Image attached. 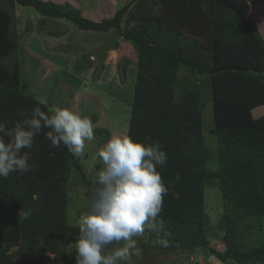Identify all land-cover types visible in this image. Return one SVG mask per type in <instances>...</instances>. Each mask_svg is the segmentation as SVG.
Masks as SVG:
<instances>
[{"label":"trees","instance_id":"1","mask_svg":"<svg viewBox=\"0 0 264 264\" xmlns=\"http://www.w3.org/2000/svg\"><path fill=\"white\" fill-rule=\"evenodd\" d=\"M262 3L129 0L113 16L95 20L49 0H0V122L12 128L21 112L53 109L28 91L23 77L16 55V4L83 30H117L111 48L118 49L123 40L137 54L128 134L158 141L168 155L166 164L158 166L169 188L160 213L165 230L145 229L138 237L141 245L187 258L203 251L219 264H264V243L251 246L245 237L255 221L264 219V116L253 114L264 105V28L252 18V8ZM10 55H16L15 62L8 60ZM86 63L89 67L92 60ZM130 63L119 64L123 73ZM209 99L215 110V157L203 132L202 112ZM110 138L105 130L101 142ZM50 143L43 133L36 136L33 147L23 150L30 152L31 170L0 177V264H70L68 245L79 236L68 218L70 187L76 177L99 185L88 177L83 157ZM214 162L216 167L209 166ZM206 185L221 191L220 247L209 235L213 225ZM162 239L167 246L158 243Z\"/></svg>","mask_w":264,"mask_h":264},{"label":"rangeland","instance_id":"2","mask_svg":"<svg viewBox=\"0 0 264 264\" xmlns=\"http://www.w3.org/2000/svg\"><path fill=\"white\" fill-rule=\"evenodd\" d=\"M49 1L78 8L84 15L98 20L113 16L115 11L129 0ZM13 9L20 40V49L16 55L23 77L30 86L28 91L50 106L69 108L90 119L97 116V120L93 121L95 138L86 142L82 156L88 177L97 179V174L103 167L98 151L104 145L101 141L105 137V130L111 132V137L128 134L136 80V50L125 42L117 50H110L117 38V30H111L107 34L87 31L71 21L43 16L30 6L16 4ZM252 18L258 26L264 28V3L252 8ZM16 55L8 56V60H13ZM126 59H130L131 63L126 73H123L119 64ZM87 60H92L89 67H86ZM78 64L84 66L80 68ZM202 114L203 132L211 154L215 157L218 139L212 132L215 127L212 99L208 100ZM253 114L255 117L264 116V105L254 109ZM97 128H102L103 131L95 132ZM209 166L216 167L217 163H210ZM96 188L97 186L76 177L69 194L70 223L78 225L79 217L87 212L88 201ZM220 193L218 187L216 189L206 185L207 213L213 225L209 235L217 247L221 246L223 234L217 228L222 215ZM245 237L251 246L264 243V219L255 221L251 233H246ZM77 238L78 235H75L68 245V250L71 251L70 264H76L74 243ZM135 239L138 253L132 254L128 261L119 264H208L211 261L219 264L217 259L203 251L187 258L182 253H164L156 248L146 249L141 245L140 238ZM116 245L113 243L106 246L105 253H110Z\"/></svg>","mask_w":264,"mask_h":264},{"label":"clouds","instance_id":"3","mask_svg":"<svg viewBox=\"0 0 264 264\" xmlns=\"http://www.w3.org/2000/svg\"><path fill=\"white\" fill-rule=\"evenodd\" d=\"M21 120L8 128L0 122V177L12 172L27 173L33 167L30 152L34 139L44 134L49 147L64 145L75 157L84 155L85 144L94 137L93 121L69 108L56 107L49 112L35 107L31 114L21 112ZM44 129H49L44 133ZM4 137H8L5 140ZM103 167L97 174L99 185L88 201V210L79 217V236L74 243L76 264H119L138 253L135 238L145 229L164 231L160 216L169 188L158 166L168 155L158 141L138 140L130 134L113 135L98 151ZM178 178V177H177ZM110 253L105 248L121 245ZM167 246L166 239L159 240Z\"/></svg>","mask_w":264,"mask_h":264},{"label":"crops","instance_id":"4","mask_svg":"<svg viewBox=\"0 0 264 264\" xmlns=\"http://www.w3.org/2000/svg\"><path fill=\"white\" fill-rule=\"evenodd\" d=\"M123 42H125V43H128V44L132 45L130 42H127V41H120V45H122V44H123ZM110 50H113V51H114V50H117V49H112V48H110ZM136 55H137V54H136ZM136 57H137V56H136ZM132 63H134V62H132ZM134 64H135V63H134ZM135 65H136V64H135ZM82 83H83V81H82ZM82 83H81V84H82ZM79 88H81V87L79 86ZM49 106H50V105H49ZM51 107H52V108H53V107L55 108L56 106H51Z\"/></svg>","mask_w":264,"mask_h":264}]
</instances>
